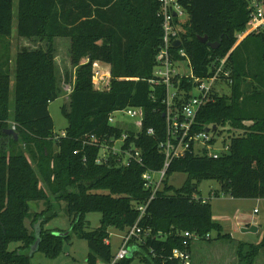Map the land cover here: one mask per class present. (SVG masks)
Returning <instances> with one entry per match:
<instances>
[{"label": "trees", "instance_id": "16d2710c", "mask_svg": "<svg viewBox=\"0 0 264 264\" xmlns=\"http://www.w3.org/2000/svg\"><path fill=\"white\" fill-rule=\"evenodd\" d=\"M14 1L0 0V39L12 33ZM178 2L189 17L181 34L182 49L195 75L212 74V61L229 57L231 94L206 103L195 128L198 132L227 128L228 135L233 134L231 150L219 159L191 153L174 160L163 188L149 203L152 191L143 176L163 169L160 145L167 140L166 92L150 84L164 35L160 0H18V35L47 40L48 47L17 54L13 99L10 57H0V264H31L39 221L38 252L54 259L76 233L88 242V264H108L113 258L107 243L110 229L125 232L140 217L137 206L147 204L139 225L151 234L137 245L132 258L118 264H131L135 257L146 264H178L170 257L185 248L184 232L198 240H207L212 233L217 239L231 238L214 221L211 202L198 198L201 182L220 184L215 197L264 200V32L238 41L250 20L248 0ZM199 37L208 42L201 43ZM57 38L70 39L71 64L76 68L69 106L62 109L68 121L65 137L56 136L49 112L50 103L60 95L53 47ZM208 43L220 45L213 50ZM97 62L109 66L111 78L104 91L94 87ZM186 84L192 88L188 81L182 87ZM129 107L145 110L138 137L110 123L114 112ZM13 125L17 138L7 134ZM150 129L153 135H148ZM124 134L128 138L124 148L140 149L144 166L120 165L114 156L99 165L100 146L84 144L91 135L102 144ZM177 173L187 174L181 188L170 184ZM32 202H44L46 207L33 212ZM60 202L66 204L71 221L67 234L44 228L59 215ZM90 213L102 215L100 227L92 231L87 230ZM262 234L259 244L239 243L237 264H255L260 253L264 256V226ZM12 244L18 246L11 249Z\"/></svg>", "mask_w": 264, "mask_h": 264}, {"label": "built area", "instance_id": "2783aa9c", "mask_svg": "<svg viewBox=\"0 0 264 264\" xmlns=\"http://www.w3.org/2000/svg\"><path fill=\"white\" fill-rule=\"evenodd\" d=\"M159 17L162 19L164 35L162 46L156 57L154 77L150 80V84L153 89L163 87L166 92L164 104H166L167 140L160 145L165 155L163 169L158 172L147 171L143 176L146 188L152 191L149 203L157 192L163 188L167 171L174 160L184 158L191 153L196 156H208L213 159H219L231 150L230 143H226L227 138L218 134L221 133L219 129L213 131L210 127L209 132H206V130L198 132L195 128L196 119L201 108L210 100H213L214 96L224 95L216 94V87H220L223 84L221 82H229L232 87V68L229 57L213 60L212 74L206 77L196 76L188 54L182 49L181 34L184 23L189 19L188 14L183 10L178 0H160ZM259 32H264V0H256L254 3L250 13V20L246 29L238 36V41L240 42L248 35ZM176 41L181 42L180 48L175 47ZM101 69V64L95 63L94 85L106 79H108V83L110 82V71L108 70L106 74L102 75L99 72ZM183 81H188L192 88L187 89V84L182 87ZM196 91L199 93L198 95L195 94ZM119 112L125 113L131 120L139 121L135 127H128L130 130L124 129L125 127H118L124 131L133 132L138 137L142 132L145 119L144 108L129 107L114 112L110 117L112 125L115 120L114 115ZM15 130L16 126L13 125L12 131L15 132ZM153 134L154 131L150 129L148 135ZM62 136H66L65 132ZM232 136L233 134L228 135V138ZM127 139V135L124 134L119 139L113 138L110 142L105 141V143L99 144L97 137L91 135L88 141H84V144L100 146V154L96 159V163L99 165L108 163L110 157L114 156L120 165L128 166L130 163L136 162L144 166V158L140 149L133 145L129 149L124 148ZM220 140L222 141V149H216L220 144ZM118 142H121L122 145L120 150L116 151L115 145ZM127 154L128 160L126 164H123V157ZM156 176H158V179L155 178ZM203 201L206 202L207 200L203 199ZM147 206L148 204L137 206L140 217L135 225L124 232L121 246L108 264H118L130 256L133 257L135 251H137V245L142 244L150 236L151 230H143L139 225ZM255 213H258V210H255ZM182 236L185 241V248L174 250L170 258L176 260L178 264H193V256L191 250L188 249V242L193 244L195 240H198V237L190 232H184ZM132 241H135L136 244H132ZM107 243H110V240H107Z\"/></svg>", "mask_w": 264, "mask_h": 264}, {"label": "rangeland", "instance_id": "374dc122", "mask_svg": "<svg viewBox=\"0 0 264 264\" xmlns=\"http://www.w3.org/2000/svg\"><path fill=\"white\" fill-rule=\"evenodd\" d=\"M256 0H248V9L251 11ZM15 17L12 26V33L9 37L0 39V57H10V69L12 72L11 82V97L13 99V86H14V70L16 64V56L23 49L31 51H47L48 41L41 38H24L18 35L17 21H18V0L14 1ZM54 58L57 68V75L59 78L60 95L59 98L50 103L49 112L54 121L56 136H62L68 126V121L62 113L64 106L68 107L70 103V93L73 91L74 82L76 79V68L71 64V41L70 39L57 38L53 42ZM95 65V63H94ZM100 67V66H99ZM102 75L106 74L109 70L108 65H101ZM223 83L220 87H216V94L228 96L231 94L232 87L229 82ZM109 86L108 79L101 81L99 84L94 85L96 90L104 91ZM196 95L199 93L196 91ZM221 97V96H218ZM113 125L116 127H135L139 121L131 120L125 113L119 112L114 115ZM226 130L221 131V136L226 137V143H230ZM226 131V132H225ZM239 134L240 132H236ZM216 149H222V141ZM121 142L116 143L115 150L119 151ZM128 154L123 157V164H126ZM158 179V176L155 177ZM187 180V174L177 173L170 178V184L175 188H181ZM221 186L217 181L206 180L199 185V198L210 201L212 205V217L217 220L223 227V234L231 236L230 239H217L218 235L212 233L211 237L207 240H195V264H237V250L239 243L259 244L263 235L261 233L249 235L251 241H239L237 239L243 237L241 224L248 225L251 223H261L264 226V200L256 201L250 199H234L228 195H222L219 198L214 196L216 191H220ZM60 213L57 217L51 219L45 226L47 231H60L67 234L71 229V221L66 214V204L60 202ZM46 207L44 202H32L31 208L33 212H41ZM257 208L259 214H255L254 210ZM58 210V209H57ZM102 215L100 213H90L87 215L86 220L87 230L92 231L100 227ZM30 227V221L27 222ZM110 244L112 245L113 256L117 254L124 232L116 229H110ZM18 244H12L11 249H14ZM90 253L88 242L80 238L76 233H72L71 238L64 242L63 248L59 255L51 259L43 252H36L31 259V264H88V255ZM131 264H146L141 261L139 257H135ZM255 264H264L263 253L257 257Z\"/></svg>", "mask_w": 264, "mask_h": 264}, {"label": "water", "instance_id": "95a60500", "mask_svg": "<svg viewBox=\"0 0 264 264\" xmlns=\"http://www.w3.org/2000/svg\"><path fill=\"white\" fill-rule=\"evenodd\" d=\"M199 41L203 44L207 43L208 40L207 38H200L199 37ZM209 46L211 47V49L215 50L219 47V43L218 44H211V43H208ZM175 47L176 48H180L181 47V42L180 41H176L175 42ZM213 131L216 130V127L214 126L212 128ZM210 131V128L206 129V132H209ZM7 134L9 135H14L16 138L18 137V135L12 131V130H8L7 131ZM242 232L243 233H257L258 232V228L256 226H251L249 228H243L242 229ZM35 236H36V242L34 243V245L32 246L31 250H30V256H34L36 252H38V249L40 247V244H41V221H39L36 226H35ZM129 258H132V256H130Z\"/></svg>", "mask_w": 264, "mask_h": 264}, {"label": "crops", "instance_id": "0c3cea01", "mask_svg": "<svg viewBox=\"0 0 264 264\" xmlns=\"http://www.w3.org/2000/svg\"><path fill=\"white\" fill-rule=\"evenodd\" d=\"M216 198H219V197H216ZM256 201H261V200H256ZM255 210H257V208L255 209ZM255 210H254V213H255ZM39 212V211H38ZM255 214H259V211H258V213H255ZM215 222H217V223H219L217 220H214ZM220 224V223H219ZM261 223H251V224H248V225H243V224H241L240 225V227L243 229V228H249V227H251V226H256L257 228H258V232L257 233H261L262 234V230H263V228L260 226L259 227V225H260ZM222 225V224H221ZM243 233V232H242ZM227 234H229V233H227ZM251 234H256V233H243V237L245 236V238H242V239H237L236 241L237 242H239V241H247V242H252L251 241V238H250V236L249 235H251ZM263 235V234H262ZM111 236V235H110ZM253 243V242H252ZM194 251H195V243H193L192 244V248H191V252H192V256H193V264H195V261H196V258H195V253H194Z\"/></svg>", "mask_w": 264, "mask_h": 264}]
</instances>
